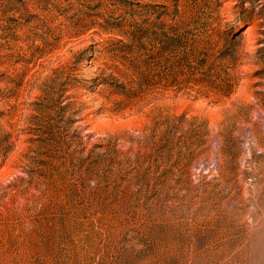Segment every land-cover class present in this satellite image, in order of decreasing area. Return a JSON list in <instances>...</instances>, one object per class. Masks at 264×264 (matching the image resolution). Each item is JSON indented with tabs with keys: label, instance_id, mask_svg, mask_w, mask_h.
Instances as JSON below:
<instances>
[{
	"label": "rangeland",
	"instance_id": "rangeland-1",
	"mask_svg": "<svg viewBox=\"0 0 264 264\" xmlns=\"http://www.w3.org/2000/svg\"><path fill=\"white\" fill-rule=\"evenodd\" d=\"M0 264H264V0H0Z\"/></svg>",
	"mask_w": 264,
	"mask_h": 264
}]
</instances>
